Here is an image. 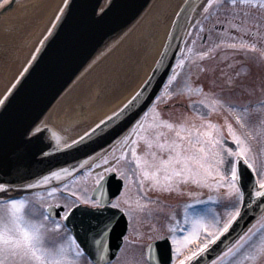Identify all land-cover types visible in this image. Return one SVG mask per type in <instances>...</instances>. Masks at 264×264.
<instances>
[{
	"label": "snow or ice",
	"instance_id": "1",
	"mask_svg": "<svg viewBox=\"0 0 264 264\" xmlns=\"http://www.w3.org/2000/svg\"><path fill=\"white\" fill-rule=\"evenodd\" d=\"M213 4L214 0H203L200 15L204 19L194 17L185 27L186 35L193 43L198 39L204 45L213 32L226 31L233 41L230 48L246 50L249 45L244 38H251L257 24H264V0H216L215 18L210 12ZM182 15L183 11L177 13L174 25ZM61 16L56 18L58 23ZM209 20L205 30L204 22ZM55 34L54 25L31 54L20 79L0 98V116L13 106L19 87ZM170 47L165 44L152 74L120 107L64 144L67 150L90 136L102 139L111 135L113 141H119L118 149L111 148L90 163L86 158L75 171L60 167L39 176L0 178V264H113L116 253L111 251V239L119 221L105 210L126 212L132 219L141 212L127 202L129 181L144 200L146 188L170 194L182 185L209 189L217 195L214 202L211 197L193 198L179 219L161 209L154 219L160 224L157 217L162 215L165 223L157 228L148 226L152 235L144 245L147 264H264V209L260 217L253 214L240 227L246 207L264 203V159L257 161L246 146L242 130L252 118L245 119L244 112L237 111L243 105L228 98L237 90L247 92L252 85L242 74L225 71L233 68V57L227 54L218 73L214 66L200 68V74H207L201 79L186 66L188 58L182 50L171 62ZM220 47L213 41L197 57L203 60ZM116 74L119 79V69ZM182 80L191 82L178 90L176 85ZM173 107L186 111L180 118L166 117L164 109ZM217 109L229 111L241 131L226 121L225 136L223 125L208 118ZM42 131L33 121L26 134L34 139ZM81 175H87L94 185L91 196L80 194L75 181ZM114 179L117 186L112 191ZM34 189L45 195L36 197ZM210 202L215 208L208 207Z\"/></svg>",
	"mask_w": 264,
	"mask_h": 264
},
{
	"label": "water",
	"instance_id": "2",
	"mask_svg": "<svg viewBox=\"0 0 264 264\" xmlns=\"http://www.w3.org/2000/svg\"><path fill=\"white\" fill-rule=\"evenodd\" d=\"M155 1H61L53 19L40 36L31 54L35 48L40 47V41L55 25L54 38L50 39L46 49L42 50L39 63L30 70L31 74L22 82L13 106L3 116H0V178L6 181L28 175L39 176L46 174L50 169L60 167L72 168L75 171L80 163L86 161V158H89L87 162L90 163L95 156L101 155L118 142L113 141L111 135L104 136L102 139L90 136L83 144L64 150L66 142L77 139L89 129L81 132L66 131L67 129L64 130L60 126L49 123L47 118L61 104L66 95L90 74L95 64L116 48L137 26ZM15 2L16 0H12L0 11V18L3 13L14 6ZM202 3L203 0H177L173 19L163 45L147 77L152 74V69L166 43L171 44L168 56L172 63L175 62V58L180 55L188 37L185 27L191 24L193 18L196 17ZM185 5L189 7L186 8ZM62 10L63 15L61 16ZM182 11L183 15L179 22L174 25L177 13ZM58 16H61L59 23L56 19ZM27 61L11 86L20 79V73L23 68L27 67ZM156 82L153 81L154 84ZM33 121L36 122L38 128L43 130L41 135L34 139L30 134H26ZM262 209H264V203L249 204L245 209L247 214L240 221V227L244 226L249 216L255 214L260 217ZM105 211L107 215L114 213L115 220L119 221L111 239V251L115 253L126 233L127 219L125 214L119 210L112 209L109 212L106 209Z\"/></svg>",
	"mask_w": 264,
	"mask_h": 264
},
{
	"label": "bare ground",
	"instance_id": "3",
	"mask_svg": "<svg viewBox=\"0 0 264 264\" xmlns=\"http://www.w3.org/2000/svg\"><path fill=\"white\" fill-rule=\"evenodd\" d=\"M61 1L32 0L18 4L0 22V85L9 79L7 75L10 72L11 75L15 73L13 76L16 77L24 66ZM176 5L177 0H156L137 26L116 48L95 64L90 74L74 87L73 92L51 113L47 121L55 124L64 119L78 120L80 115H86L89 110L99 106L100 111H110V108L128 95L159 52L164 32L168 29ZM27 16L30 18L26 19ZM34 40L35 44H30ZM117 69L120 70L119 79ZM94 89L99 92L96 94L99 101L97 107H83L81 101ZM6 90L7 87L3 92ZM64 123L66 124L62 126L70 124L67 121Z\"/></svg>",
	"mask_w": 264,
	"mask_h": 264
},
{
	"label": "rangeland",
	"instance_id": "4",
	"mask_svg": "<svg viewBox=\"0 0 264 264\" xmlns=\"http://www.w3.org/2000/svg\"><path fill=\"white\" fill-rule=\"evenodd\" d=\"M3 1L4 0H0V2H3ZM28 1H32V0H27V1L22 0V1H19L17 3V5L27 3ZM11 10L3 14L4 18L11 12ZM200 12L201 11H199L197 18L201 19L203 21L204 18H203V16L200 15ZM210 12H211V15H213L212 18H215L217 15V7L215 6V8L212 11L210 10ZM27 18L29 19L30 17L27 16L26 19ZM172 19H173V15H172V17L168 23V27H169ZM207 22L208 21L204 22V25ZM204 28H205V30H207V24L204 26ZM166 33H167V29L164 32L160 48L163 44L164 37L166 36ZM251 40H252V42H250ZM213 41L215 43L221 45L220 49H218L215 54L210 53L209 57H205L203 60L211 59V57L218 55L219 53H223V55H225V54L229 55L230 51H232V50H230L231 48L229 47V45L231 43H233V41L230 39L229 34L226 31L213 32L211 40L204 45H201V43L198 39L195 40V43L192 42V39H189V41H188L183 52H184L185 57L188 58L186 60V66L188 68H190L191 71H193L195 68H197V66L200 65L203 61L197 57V53L200 51H207V48L209 46H211V43ZM221 41H223V43H221ZM35 42H36V40L31 42L30 44L34 45ZM244 43L246 45H249V47H247L246 50L242 51L245 53H233V55H235L236 58H238V59H240L241 57L248 58L249 61L242 62L239 65V67H241L242 70L248 74L244 77V79H246V81H248L252 85V88H250L247 92H243V93H241L239 90H237V94L239 96L244 95L247 99L243 105V109H237V111H243L245 119H249V117L252 118L253 122L250 123L243 130H244V133H245V136L247 137V139L252 143V145L254 146L256 151L258 152V159L260 160V159H264V79H263L264 78V24H257L256 33L254 35H252L251 38L245 37ZM259 43L261 44L262 49H258L257 45ZM251 44H255L256 47L255 48L250 47ZM32 45H31V47H32ZM160 48H159V51H160ZM188 48H192V52H188ZM234 51H236V50H234ZM158 54H159V52L157 53L155 59L157 58ZM155 59L153 60L152 64L149 66V68L146 69L141 80L134 87V89L128 95L124 96V98H122L120 101H118L112 108H110V111H112L113 109L118 107L122 101L124 102L140 86L141 82L144 80V78L149 73L150 69L152 68V66L155 62ZM232 64L234 67H238L237 63L232 62ZM11 73L12 72H10L7 75V77L9 79L4 80L3 85L2 84L0 85V94L4 91L5 87H7V90H8V88L11 86V84H12L11 81H13V79L15 78L13 76L15 73L12 75H11ZM242 75H243V73H242ZM5 92H3L1 94L0 98L5 94ZM70 92H73V90ZM98 93L99 92L96 89H94L93 91L91 90V93H89L87 96H85L83 98V100L81 101L82 106L86 107V108H92V106L94 105L97 107V104L99 101L97 100L98 96H96V94H98ZM68 94L66 95V97L68 96ZM238 95H236V94L233 96L231 95L228 98L230 100H232L233 102L238 103V100H237V98L239 97ZM249 102H251V106L249 105ZM108 110L109 109H104V111L103 110L100 111V106L97 109L89 110L86 115H80L81 118H78L79 120H83V122H81L79 124H74L73 129H71L69 131H80L81 132V131L87 129L88 127L93 125L95 121L102 118V116H104ZM110 111H108V112H110ZM67 120L68 119H64L62 121L65 122ZM115 148L118 149L119 144ZM85 172H87V171L85 170ZM75 182H76V185L81 189L80 194L83 195L86 192L87 195L89 196L90 189L93 186L90 178L87 175H84V176L81 175L78 179H76ZM33 193L36 197L45 195L40 190L33 191ZM126 194H127V202L129 204H135V206H136L138 201H140V200H141V202L145 201L144 199L140 198V195L136 191L135 184L132 181L130 182L129 187L126 189ZM210 197H211V200L213 202L217 200L216 194H213ZM158 199L159 200L157 201V203L160 202L161 198H158ZM199 199L206 200L209 198H199ZM38 202L40 204L43 203L42 200H38ZM184 206H185V204H183V203L175 204V206H173V207L162 205V204L156 205V204H154L153 201H150V203L148 205L139 206L137 208V209H141V212L138 214L139 219L136 222L137 218H134L136 223L134 224L132 222L131 228H132V231L134 232V234L137 236V238L140 239V241L137 243L138 245H136L134 247L131 246L130 248L136 249L140 253L144 252L145 251L144 245L147 244L146 239L152 235L149 232L148 226L152 225V227L157 228V227H161V225H163L165 223L164 217L162 215L157 217L161 222L160 224L156 223V219H154V216H156V214L159 213L162 209L164 212L170 213L171 215H174L177 217V219H179L183 215ZM208 207L215 208V204L210 202L208 204ZM36 210H38V209H36ZM217 210L219 211L220 209H217ZM257 228H259V224H257ZM141 234H143L142 240H141ZM120 260L122 261L123 264H131L129 262V257H128V254L126 252H123L122 254H120ZM132 264H134V263H132ZM137 264H147L146 257L144 259L140 258V261H138ZM243 264H251V261H244Z\"/></svg>",
	"mask_w": 264,
	"mask_h": 264
},
{
	"label": "flooded vegetation",
	"instance_id": "5",
	"mask_svg": "<svg viewBox=\"0 0 264 264\" xmlns=\"http://www.w3.org/2000/svg\"><path fill=\"white\" fill-rule=\"evenodd\" d=\"M8 1L9 0H4L3 2H0V7L3 6L4 4H6ZM207 27H208V25H207ZM204 75H207V74H202L201 75L202 79H203ZM90 196H91V193H90ZM126 214L128 216V219H129V230H128L127 236L125 238L124 244L122 245L117 256L113 260V264H123L122 261L120 260V254L124 251V248H126L127 243H132V245H136L140 241V239L137 238V236L133 233L132 228H131L133 219L128 215V213H126Z\"/></svg>",
	"mask_w": 264,
	"mask_h": 264
},
{
	"label": "trees",
	"instance_id": "6",
	"mask_svg": "<svg viewBox=\"0 0 264 264\" xmlns=\"http://www.w3.org/2000/svg\"><path fill=\"white\" fill-rule=\"evenodd\" d=\"M180 111L185 112V110L180 109ZM210 119H212L213 121L223 125V134L225 136H227V124L226 121L228 123H232L233 127L237 128V131L240 132L239 127L237 126V124L235 123V121L233 120V118H231L230 115L226 114V110L225 109H217L216 111L212 112L211 115L208 117ZM247 143V142H246Z\"/></svg>",
	"mask_w": 264,
	"mask_h": 264
}]
</instances>
